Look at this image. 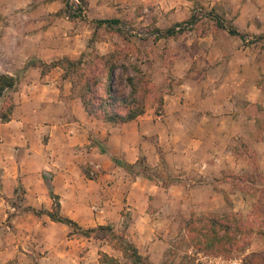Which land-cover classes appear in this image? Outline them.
<instances>
[{
	"label": "rangeland",
	"instance_id": "374dc122",
	"mask_svg": "<svg viewBox=\"0 0 264 264\" xmlns=\"http://www.w3.org/2000/svg\"><path fill=\"white\" fill-rule=\"evenodd\" d=\"M89 4L90 0H81L85 15L71 10L66 14L86 18ZM98 12L103 19L120 14V23L101 24L99 33L94 34V38H110V52L121 51L116 71L119 94L129 92L128 77L136 75L135 66L140 67L152 79L153 93L146 112L154 115L163 114L164 97L174 84H216L222 68L232 71L242 61L233 58L240 52L252 53L257 61H264V0H109L105 11ZM231 28L239 34H232ZM169 30L173 33L168 34ZM85 55L87 69H95L96 64H102L97 56L105 54L93 44ZM5 100L18 102V86L0 101V106ZM107 124L110 129L116 125ZM147 139L160 155V171L141 154L134 168L120 166L119 173L115 172L120 183L107 181L106 186L101 174L111 169L84 161L81 169L73 172L75 186H66L63 176L57 179L65 194L61 213L85 229L112 225L118 235L133 243L130 235L135 227L141 245L138 249L153 264H264V168L258 153L244 144L237 147L247 152V171H224L214 177L217 181L203 177L199 198H165L164 194L142 198L128 190L127 179L139 174L148 176L152 184L159 179L168 184L179 178L177 172H169L171 163L158 138ZM116 146H120V138ZM91 147L106 150L107 137L93 138L90 146L79 150L91 152ZM3 171L0 168V173ZM54 175L57 173L42 172L41 188L34 179L30 184L33 190L28 191L20 179L10 196L0 191V247L7 248L0 264H101L103 252L122 262L129 261L116 249V239L75 233L70 226L29 209H54L55 199L50 194ZM211 183L215 184L212 189L208 186ZM0 185L5 186L1 179ZM44 194L47 199L42 197ZM117 198L120 208L114 211ZM45 201H49V208L40 205ZM135 209L144 212L137 220ZM193 221L195 231L190 230ZM223 232L222 243L213 242L212 237Z\"/></svg>",
	"mask_w": 264,
	"mask_h": 264
},
{
	"label": "crops",
	"instance_id": "0c3cea01",
	"mask_svg": "<svg viewBox=\"0 0 264 264\" xmlns=\"http://www.w3.org/2000/svg\"><path fill=\"white\" fill-rule=\"evenodd\" d=\"M108 3L90 0L86 18H70L66 14L69 0H0V73L20 76L12 119L0 122V168L4 169L0 179L5 185H0V191L10 196L20 179L28 191L33 190L34 179L41 188V173L52 171L57 173L53 190L61 202L65 194L57 182L60 176L66 179V186H75L73 172L89 161L111 169L101 174L104 185L107 181L117 184L120 166L113 158L121 156L123 161L137 164L145 154L160 171V155L149 143L150 136L158 138L171 163L169 172H177L179 178L168 184L161 179L152 184L148 176L139 174L127 179L128 190L142 198L161 194L165 198H199L203 177L209 180L224 171H247V152L237 148L243 144L258 153L264 168V61H257L252 53L236 54L233 58L242 61L232 71L222 68L216 84H174L164 97L161 115L148 111L111 129L88 115L72 82L64 77V69L50 64L65 57L79 58L93 44L100 54L111 51L110 38H94L104 24L98 22L103 18L97 12L105 11ZM175 73L186 74L183 70ZM104 137L105 152L98 147H91V152L79 150L90 146L93 138ZM208 186L212 189L215 184ZM42 197L47 199L45 194ZM48 202L40 205L49 208ZM116 202L114 211L120 208V199ZM141 213L135 209L134 219L142 217ZM135 230L133 227L130 236L141 248ZM6 250L0 247V260Z\"/></svg>",
	"mask_w": 264,
	"mask_h": 264
},
{
	"label": "trees",
	"instance_id": "16d2710c",
	"mask_svg": "<svg viewBox=\"0 0 264 264\" xmlns=\"http://www.w3.org/2000/svg\"><path fill=\"white\" fill-rule=\"evenodd\" d=\"M81 9V8H79ZM74 16V15H73ZM71 17V16H69ZM99 23L107 25L118 24L121 22L119 18L99 19ZM232 34H239L235 28H231ZM173 31L169 30L168 34ZM98 55V54H97ZM85 53L79 58L65 57L54 61L50 66H60L64 69V77L70 79L73 84V91L77 94L83 103V106L90 117L96 118L106 123L121 124L138 119L142 116L148 105V98L153 93L152 79L140 67L135 66L136 75L128 77L130 90L127 94L120 95L116 84V71L119 67L118 60L121 59V51H113L105 55L97 56L102 64H96L93 72L92 68L87 69ZM19 78L0 73V101L7 97L10 91H16ZM18 102L14 100H5L4 105L0 106V122H7L12 119V114ZM102 151H106L102 149ZM116 164L126 169L134 168L136 164H130L117 157L113 158ZM50 194L54 201V209L38 211L31 209L35 214L42 213L48 215L53 221L62 222L70 226L75 233H82L85 236L112 237L116 239L115 247L120 250L124 257L129 261L122 262L118 258L111 256L105 252L101 254V264H153L149 258L143 255L138 247L124 235H118L112 225L100 224L97 227L85 229L77 221L64 216L61 213L60 197L51 189ZM192 223H190L191 226ZM195 222L190 227L191 231H195ZM201 230L198 229V233ZM225 234L217 233L212 239L213 242L222 243Z\"/></svg>",
	"mask_w": 264,
	"mask_h": 264
},
{
	"label": "built area",
	"instance_id": "2783aa9c",
	"mask_svg": "<svg viewBox=\"0 0 264 264\" xmlns=\"http://www.w3.org/2000/svg\"><path fill=\"white\" fill-rule=\"evenodd\" d=\"M79 8H81V9H79ZM70 10L73 13H77V14H80V15H85V9L81 5V0H69L68 12ZM233 263H236V261H234Z\"/></svg>",
	"mask_w": 264,
	"mask_h": 264
}]
</instances>
